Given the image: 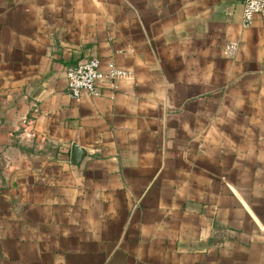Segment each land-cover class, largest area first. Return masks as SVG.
Wrapping results in <instances>:
<instances>
[{
  "label": "crops",
  "instance_id": "crops-1",
  "mask_svg": "<svg viewBox=\"0 0 264 264\" xmlns=\"http://www.w3.org/2000/svg\"><path fill=\"white\" fill-rule=\"evenodd\" d=\"M0 264H264V13L0 0Z\"/></svg>",
  "mask_w": 264,
  "mask_h": 264
},
{
  "label": "built area",
  "instance_id": "built-area-1",
  "mask_svg": "<svg viewBox=\"0 0 264 264\" xmlns=\"http://www.w3.org/2000/svg\"><path fill=\"white\" fill-rule=\"evenodd\" d=\"M244 4V25L250 26L256 14L264 13V0H243ZM238 43L232 42L227 50L230 55L235 54ZM101 59L92 57L67 70V86L71 95L79 99L83 92L97 96L101 94L98 82L104 77L114 80L119 76L126 75L127 71L111 64L107 74L101 70Z\"/></svg>",
  "mask_w": 264,
  "mask_h": 264
},
{
  "label": "water",
  "instance_id": "water-1",
  "mask_svg": "<svg viewBox=\"0 0 264 264\" xmlns=\"http://www.w3.org/2000/svg\"><path fill=\"white\" fill-rule=\"evenodd\" d=\"M83 155V150L78 147L76 144L72 146V162H80Z\"/></svg>",
  "mask_w": 264,
  "mask_h": 264
}]
</instances>
